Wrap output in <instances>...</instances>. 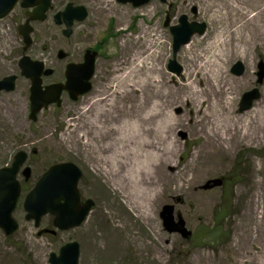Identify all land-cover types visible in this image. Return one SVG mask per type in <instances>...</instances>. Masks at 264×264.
Returning a JSON list of instances; mask_svg holds the SVG:
<instances>
[{"label":"rangeland","instance_id":"374dc122","mask_svg":"<svg viewBox=\"0 0 264 264\" xmlns=\"http://www.w3.org/2000/svg\"><path fill=\"white\" fill-rule=\"evenodd\" d=\"M69 2L84 6L87 16L82 21H75L72 34L65 36L62 33L64 25H56L53 15L63 10ZM230 2L238 4L241 10L248 12L238 23H243L258 9L264 8V0ZM204 4V0H166L165 3L151 0L140 7H133L131 3L113 0L112 6L115 10L106 14L97 27L93 28L94 18L90 1L52 0V9L48 11L47 19L32 23V44L26 51L31 59L43 61L45 67L55 70L52 76L43 77L44 84L63 82V67L66 61H81L85 49L98 46V56L95 61V73L91 79V90L76 101H72L67 93L63 92L61 105H49L42 109L35 120L29 117L31 82L20 74L18 66L23 42L17 32V26L25 20L23 9L18 5L10 15L0 20V79L11 74L17 76L12 91H0V167L9 166L14 154L23 150L28 152L25 166L31 170L30 178L25 182L21 173L18 174V179L22 182V192L13 217L18 221L19 229L8 237L0 229V264H50V253H58L59 248L70 240L80 244L79 264H264V231L259 241L246 243L241 253L248 255L242 263L239 258L236 263L229 250L231 245L236 244V233L240 229L243 210L249 205L247 202L252 200L254 194L262 195L261 202L253 201L255 206H263L264 209V189L257 188L259 185L254 183V179L258 180L264 175V104L262 113L256 118L261 124L259 130H262L257 135L259 137L245 138L235 143L227 153L215 157L210 154L217 164L216 170L210 171L192 185L172 183L163 187L159 184H147V179L154 182L159 179L160 171H156V165L161 159L167 160L164 165L165 173L172 176L180 174L181 177L182 172L190 168L191 159L205 140V133L199 124L190 126L189 123L192 118L199 117L200 113H197L192 103L180 101L177 97L179 91L174 94L187 66L185 48L184 45L181 46L175 56L181 67L180 74L171 72L168 63L172 59L173 37L169 26H164L166 15L170 18L169 25H175L178 17L185 14L188 21L204 22L206 27L203 33H211L212 23L203 11ZM122 8H126L128 12L124 14ZM118 9L122 10L119 14H124L122 18L118 16ZM262 23L264 11L260 17V24ZM141 27H155L165 36L161 62L166 83L163 90L165 95L159 100L151 99L150 107L155 102L158 103V109L168 114L172 120L167 118V122L159 127L156 134L145 139L156 141L157 146L161 147L160 152L152 149L149 151L145 147L143 150L130 144L126 146L122 138L130 133L129 128L113 136L115 139L110 150L113 151L109 153V159L107 158L104 164L109 166L111 172L126 177L134 174L135 166L136 170L141 169V175L146 178L144 183H136L135 180L115 192L95 174L93 166L86 163L84 154L76 147L78 144L82 146V139L74 144L65 132L69 128L68 121L77 113L80 114L88 100L94 101L98 96L97 82L104 90L116 81L120 91L123 90L124 83L110 74L112 60L121 58L123 47L120 43L123 38L135 37ZM200 36V33H195L190 41ZM60 49L69 55L66 59L57 58V51ZM246 57L233 56L226 69L229 86L235 85L238 89L234 106L236 116H241L264 100V77L258 82V65H264V40L250 41ZM237 61L244 66V72L240 75L231 71ZM254 89L258 90V98L252 101L249 108L241 110L239 104L243 94ZM169 90H172L170 94L167 93ZM116 93L109 92L107 104L113 108L116 106V109L129 106L123 103L126 99ZM107 104L95 103L91 120L95 119L101 125L102 121L97 114L105 109ZM137 113L134 103L129 117ZM180 120L184 124L180 123ZM122 122L123 120L120 125ZM219 123L223 128H229L232 124L226 115L220 117ZM64 133L65 139L60 140ZM170 137L173 138V143ZM32 151H35V154H32ZM145 151L150 154L146 160ZM166 151L167 154L164 155ZM66 161L74 162L81 168L83 175L78 184L81 195L92 198L95 204L81 226L57 231L56 235L39 234L43 228L52 229L51 217L44 216L40 227L35 228L32 221L25 219L22 207L24 195L52 163ZM259 164L262 165V170ZM141 175L138 174L137 178ZM156 196L158 199L155 200ZM127 199L134 203L140 212L126 207L123 209L124 203H128ZM164 205H173L174 220L182 219L185 222L184 226L191 232L189 238L164 230L160 216ZM223 208L226 216L218 222V217L221 216H218V211ZM148 211L152 212L149 217ZM151 218L155 221L149 225L147 220ZM124 223L127 225L126 230H121ZM217 223L220 234L207 235L200 240L202 232L208 228L216 229ZM139 241L152 243L156 251L153 253L146 250Z\"/></svg>","mask_w":264,"mask_h":264},{"label":"bare ground","instance_id":"6f19581e","mask_svg":"<svg viewBox=\"0 0 264 264\" xmlns=\"http://www.w3.org/2000/svg\"><path fill=\"white\" fill-rule=\"evenodd\" d=\"M88 1L92 5L93 28L97 27L106 14L115 10V7L112 6L113 0ZM230 1L232 0H204L203 11L212 23V32L203 33L198 39L195 38L184 45L187 66L182 73L183 77L176 86L177 91L174 93L179 91L177 97L180 98V101L192 103L193 108H196L197 113H200L199 117L192 118L189 123L190 126L199 124L200 129L205 133V140L191 159L190 168L182 172L181 177L180 174L172 176L165 173L164 165L167 164V160L161 159L156 165V171H160L159 179L155 182L147 179V184H159L163 187L170 186L172 183L192 185L210 171L217 169L215 159L213 160L210 154L215 157L218 154L227 153L235 143L245 138L255 139V137H259L258 133L264 130H259L261 124L256 120L257 116L262 113L264 100L255 104L241 116L234 115L238 89L235 85L229 86L226 75L229 60L233 56L247 58L248 43L257 39L264 40V23L260 24L264 8L258 9L243 23H238L239 20L247 16L248 12L241 10L238 4ZM122 10L124 14L128 12L126 8H122ZM122 10L118 9L117 11L119 18L124 15L119 14ZM256 18L259 20H255ZM164 39L165 36L155 27H141L135 37L126 36L123 38L120 43L123 47L122 56L113 58L110 69V74L116 80L124 83L123 90L120 91L119 83L116 81L106 86L105 91L97 82L98 96L94 101L88 100L85 107L80 110V114L77 113L74 118L68 121L69 128L65 132L66 135L74 144L79 143L82 139V146L78 144L76 147L84 154L86 163L93 166L95 174L106 186H111L115 192L119 191L121 187H127L128 183L135 180L136 183H144L146 180L141 175V169L136 170L135 166H133L134 174L126 177L119 173L116 174L114 171L111 172L109 166L104 164L105 161L107 162L109 153L113 151L110 150L115 134L129 128L131 134H125L122 138L126 146L130 144L143 150L146 148L147 150L161 151V147L157 146L156 141H146L145 139L151 138V135L156 134L159 127L167 122V118L170 119L168 114L158 109V103L155 102L150 107L151 99L159 100L165 95L163 90L166 83L161 69ZM109 92L111 94L117 92L119 97L126 99L123 103L129 106L124 109H116V106L114 109L109 106L107 104ZM171 92L172 90H169L167 93ZM95 103L107 104V107L97 114L102 121L101 125L97 120H91V111ZM134 103L138 113L129 117L132 114ZM222 115L231 119L232 124L229 128L220 126L219 121ZM80 119L81 122H79ZM121 120H123V127L122 124L120 125ZM180 123H182L181 120ZM65 133L60 136V140L65 139ZM170 141L173 143V138L170 137ZM166 154L167 151L164 155ZM149 155L145 151V160ZM258 166L262 170V165ZM138 174L141 175L140 178H137ZM255 182L259 185L257 188L264 189V175L258 180L254 179ZM156 199H158L157 196ZM253 200L261 202L262 195L254 194L252 200L247 202L249 205L245 206L243 210L240 229L236 233V244L229 247L236 263H238V258L242 263L248 255V253L246 255L241 253L246 243L259 241L260 235L264 231L263 206H255ZM126 201L128 203H124L123 209L126 207L129 210L140 212L129 199ZM151 215L152 212L148 211L147 217ZM152 219L147 220L149 225L155 221ZM125 226H127L126 223L121 226V230H126ZM139 242L146 250L153 253L156 251L152 243Z\"/></svg>","mask_w":264,"mask_h":264},{"label":"water","instance_id":"95a60500","mask_svg":"<svg viewBox=\"0 0 264 264\" xmlns=\"http://www.w3.org/2000/svg\"><path fill=\"white\" fill-rule=\"evenodd\" d=\"M18 0H0V19L5 17L15 6ZM121 3L130 2L133 7H139L147 4L150 0H117ZM166 2V0H160ZM22 7H37L29 14V19L24 25L19 26V32L22 34L25 47L31 43L30 32L32 28L28 25L29 20H44L45 12L50 6V0H22ZM195 12V8H193ZM87 15V11L82 5H72L68 3L65 9L55 15V21L58 24H65L64 35L68 36L71 32V26L75 20L81 21ZM170 18L167 15L164 26H167ZM204 22H189L187 15L182 14L178 18V23L169 27L173 37L172 41V59L168 63V69L171 72L180 74L181 67L176 62L175 56L180 47L190 41L195 33L202 34L205 30ZM59 58L65 56L62 50L58 53ZM96 52L88 50L85 54L84 62L79 64L70 63L66 68L65 83H55L42 87L41 75H50L51 69L44 70V64L41 61L31 60L28 56H23L19 61L21 74L30 78V119L35 120L36 114L44 107L55 103L60 105V95L62 91H68L70 97L75 100L79 95L88 92L91 88L89 79L94 73V60ZM258 82L264 77V65L259 63ZM235 75L244 72V66L237 61L231 68ZM15 75L0 79V90L11 91L15 87ZM257 89L243 94L240 101V109L244 110L251 106L252 101L258 98ZM27 159V153L20 150L13 156V161L9 166L0 167V228L5 235L9 236L18 230L19 224L13 218L12 213L16 209L20 192L21 183L17 176ZM24 180L30 177L31 170L24 167L21 171ZM82 175L81 169L74 162H59L51 164L38 178L32 189L24 196L23 209L26 212L25 219L34 221L37 228L40 225L43 216L50 214L54 217L53 225L59 230H68L79 226L87 217L94 202L87 199L83 204L80 201L78 190V181ZM173 205H164L160 213L163 226L169 232H180L184 237L189 232L184 226L182 219L174 220ZM45 233L54 234V230H44ZM41 233V232H39ZM79 243L70 241L60 247L59 253L54 252L49 255L50 264H78Z\"/></svg>","mask_w":264,"mask_h":264},{"label":"flooded vegetation","instance_id":"af4514ba","mask_svg":"<svg viewBox=\"0 0 264 264\" xmlns=\"http://www.w3.org/2000/svg\"><path fill=\"white\" fill-rule=\"evenodd\" d=\"M18 6V5H17ZM16 6V7H17ZM19 7L21 8V6L19 5ZM16 9V8H15ZM14 9V10H15ZM23 9V13H24V17H26L25 16V13L27 12V10L26 9H24V8H22ZM46 19H47V17H46ZM53 20H54V17H53ZM72 34V31L70 32V34H69V36ZM96 48L98 49V46H95V47H93V48H91L92 50H95L96 51ZM88 50V48L87 49H85V51H84V53H83V56H82V59H81V61H79V62H74V61H70V60H67L66 61V63H65V65H64V67H63V76H65V72H66V68H67V66H68V64H70V63H80V62H82L83 60H84V58H85V54H86V51ZM91 51V50H90ZM21 52H22V50H21ZM97 52V51H96ZM28 55V54H27ZM29 56V55H28ZM67 56H69L66 52H65V57L63 58V59H66L67 58ZM97 56H98V52H97V54H96V58H97ZM57 58L58 59H60V60H63V59H61V58H59L58 57V54H57ZM96 58H95V61H96ZM45 65V64H44ZM46 68H50L51 70H52V73L50 74V76H52L53 74H54V72H55V70L53 69V68H51V67H46ZM20 74H21V72H20ZM22 75V74H21ZM43 77H49V75H42V83H43V85L45 86V85H48V84H52V83H54V82H52V83H48V84H44V81H43ZM29 79V78H28ZM30 80V79H29ZM16 81V80H15ZM31 82V81H30ZM83 199V198H82ZM82 199H81V202H82Z\"/></svg>","mask_w":264,"mask_h":264},{"label":"trees","instance_id":"16d2710c","mask_svg":"<svg viewBox=\"0 0 264 264\" xmlns=\"http://www.w3.org/2000/svg\"><path fill=\"white\" fill-rule=\"evenodd\" d=\"M228 179V178H227ZM226 179V180H227ZM218 216L219 215H221L220 217H218V222L220 221V220H222V218H224L226 215V211H224V208L223 209H219V211H218ZM220 218V219H219ZM219 223H217L215 226H216V229H214V228H212V229H207V231H205V233L203 234L204 236H207V235H211V234H217V235H219L220 234V232H219V229H220V227H217V225H218ZM218 229V230H217ZM217 232V233H216ZM204 236H202L201 238H200V240L201 239H203L204 238Z\"/></svg>","mask_w":264,"mask_h":264}]
</instances>
